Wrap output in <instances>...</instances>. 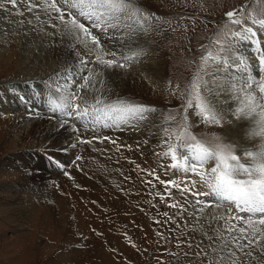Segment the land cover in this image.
I'll return each mask as SVG.
<instances>
[{
  "label": "snow or ice",
  "instance_id": "6c2138e0",
  "mask_svg": "<svg viewBox=\"0 0 264 264\" xmlns=\"http://www.w3.org/2000/svg\"><path fill=\"white\" fill-rule=\"evenodd\" d=\"M20 3L25 4L32 18L8 23L30 25L37 35L53 38L50 47L55 46L56 37L61 41L66 37L64 47L73 54L64 71L46 79L23 81L27 93L8 81L16 99L29 109V116H40L31 106L35 98L42 96L48 111L58 113L62 126L78 122L79 128L71 124L73 131L89 134L88 138L78 135L77 144L107 142L117 152L122 148L133 150L132 144L104 135L103 130L140 134L144 139L135 141L136 151L154 138L153 149H164L153 152L155 163L172 178L163 180L155 168L144 169L139 164L134 170L152 177L144 181L151 186L149 195L158 196L167 208L176 210L162 213L165 223H175L176 217L183 219L187 214L194 224L193 232L203 231L200 240L187 238V246L196 249L198 264H237V251L256 264H264V142L238 149L235 143H226L214 133L193 132L196 124L189 120L194 112L200 124L222 127L231 123L227 119L231 115L238 122L234 127L244 129V121L250 120L264 137V49L258 36V31L264 33V0H255L251 9L248 4L232 7L223 13L210 36L199 37L206 43H201L188 59L185 79L167 81L168 97L180 101L178 106L168 108L130 97L111 98L106 74L127 72L146 58L141 34L162 32L164 26L174 32L183 26L187 32L185 19L192 20L194 31V18L180 15L169 19L141 7L138 0H4L0 11L8 12L11 5L15 15L24 16ZM245 46L252 48L255 60L245 54ZM227 93L239 106L222 110L213 98ZM157 113L159 124L150 119ZM82 159L76 156L77 161ZM166 160L170 163L165 164ZM54 162L65 168L59 161ZM64 175L71 178L66 170ZM153 181H158L163 190H156ZM173 189L179 192V199L173 196ZM208 208L214 211L206 214ZM157 235L163 239L160 232ZM181 243L185 241H178V248Z\"/></svg>",
  "mask_w": 264,
  "mask_h": 264
},
{
  "label": "rangeland",
  "instance_id": "374dc122",
  "mask_svg": "<svg viewBox=\"0 0 264 264\" xmlns=\"http://www.w3.org/2000/svg\"><path fill=\"white\" fill-rule=\"evenodd\" d=\"M3 2L4 0H0V3ZM138 3L148 11L169 19H178L180 15L192 17L195 19V30H192V20L185 19L183 24L188 26L187 32L183 30V26L175 32L164 26L162 32L141 34L144 39L141 45L147 51V58L133 64L127 72L111 71L115 81L106 80L108 86H111L109 95L111 98L130 97L158 108H168L178 106L180 101L168 97L167 81L172 79L174 82H182L185 79L183 73L188 59L195 54L201 43H206L199 37L210 36L225 11L244 4H248L251 9L255 0H138ZM22 4L24 3L19 5ZM8 9V12L0 11V87L11 85L8 81L18 85L30 78L40 79L39 74L36 76L35 72L22 67H27L33 59L37 62L36 58L42 51L37 36L32 37V42H23V39L32 34L31 27L8 23V20L15 22L32 18V13L19 7L25 13L23 17L15 15L16 9L11 5H8ZM173 27L176 25L173 24ZM25 32L28 34L25 35ZM258 35L262 41L261 48L264 49V33ZM247 48L245 53L255 60L252 48ZM49 72L51 71L43 70L45 75ZM4 87L6 88L0 91V102L3 100L2 92L8 95L12 93L8 86ZM20 104L17 102L16 105ZM19 110L16 108L6 113V110L0 109V264H198L194 256L196 249L187 246V238L191 236L194 241L200 240L203 231L193 232L194 224L187 214L183 219L176 217L175 223H165L166 218L162 213L168 211L172 214L176 210L167 208L166 203H161L158 196L149 195L151 186L144 181L152 180V177L147 176L146 172L134 170L136 164H139L144 169L155 168L157 175L163 180L171 179L155 163L153 155L154 151L164 149L147 153L143 148L137 152L133 146L131 151L122 148L120 154L115 146L106 142L104 149L110 147L111 150L104 154L93 151L92 145L91 150L88 145L76 155L82 156V160L77 161L76 157L67 160L65 168H60L55 174L46 193L44 190L19 191L18 184H27L22 177L23 172H16L4 165L13 155L14 147L6 115L24 113ZM158 116L159 113L150 118L153 123H160ZM189 120L196 124L193 132L214 133L224 142L231 143L220 131L230 123H225L222 127L205 126L199 123V117L194 112ZM74 123L78 128L81 127L78 122ZM78 135L89 137L83 130ZM112 148L115 150L113 153ZM130 161H135V164ZM164 163L170 161L166 160ZM65 170L71 178L64 175ZM153 182L156 190H163L158 181ZM172 192L174 197L180 198L176 189ZM37 193L45 195L36 196ZM156 220L161 223L156 224ZM157 232L162 234L163 239ZM182 232L184 235H181ZM180 240L185 243H181L178 248ZM183 253L190 255L185 257ZM237 256V264H256L255 260L239 251ZM215 259L214 256L213 261Z\"/></svg>",
  "mask_w": 264,
  "mask_h": 264
},
{
  "label": "bare ground",
  "instance_id": "6f19581e",
  "mask_svg": "<svg viewBox=\"0 0 264 264\" xmlns=\"http://www.w3.org/2000/svg\"><path fill=\"white\" fill-rule=\"evenodd\" d=\"M19 7L25 8V4H22L21 6L19 5ZM36 11L39 12V9H37ZM47 31H53V29L48 28ZM31 33L32 34L30 36H27L26 38L24 37L25 39H23V42L26 41L32 42L33 41L32 37L37 36L38 38L37 42H39L40 46L42 47V51L39 52L38 50L39 56H37L36 58L37 62H35V59H33V62L28 63L29 65L27 67H25L26 65L22 67L26 68V70L30 69V71L35 72L37 74L36 76H38L39 74L40 79H46L55 73L64 71L68 67L69 63H71L73 60V54L69 52L66 47H64V45L68 43L67 38L65 37L64 40L61 41L59 37H56L55 46L50 47L49 45L51 44L53 38L51 37L45 38L43 34L37 35L35 32H31ZM142 39L143 38L140 37V43ZM247 47L248 46H245V51H247L248 49ZM31 49H32V45H31ZM43 70H47L51 72L45 75L46 71L45 73H43ZM146 70L150 71L148 70V68ZM112 74L114 73L112 72ZM112 74L110 72L107 73L106 80L108 81L114 80L115 78H113ZM41 75H45V76H41ZM4 86H8L9 92L11 91V85L1 86L0 91L6 88ZM18 87L23 88L25 90V93H27V89L25 88V85L22 82L18 84ZM231 95H232L231 93L222 94L219 97V99L213 98V103H215L217 107L222 110H227L229 107L239 106L236 100L229 99ZM41 97L35 98L31 106L32 111L40 112L39 117H35V116L30 117L28 114L29 109H26V107L22 104H20V106L16 105L17 102H19V100L16 99L15 94L13 92L9 93V95L2 92L3 100H1L2 103L0 102L1 103L0 109L4 111L6 110V113H9L12 109H16V108L23 110L24 112L22 114H17V115L15 114L13 115L12 113L6 115V118L9 122L8 124L9 129L8 128L7 129L8 132L14 138L13 141L14 147L12 152L13 155H11V158L8 161L4 162L6 168L8 167L11 170H15L16 172L19 171L23 172L22 177L24 179V182H26L27 184L25 183L24 185L18 184L19 186L18 190L23 192L25 191V189L26 190L29 189L32 192H40V190L41 191L44 190L45 192L47 190V187L51 186L52 184L51 182L52 179L55 177V174L58 173V171L60 170V167H57L54 161H59L61 164L65 166V163L67 162L68 159H70V157L71 159L75 158L79 150H81V148H84L86 146L88 147L87 144L76 143L77 133L74 132L71 127L72 122L69 121V124L62 126L61 120L58 118V113L51 116L50 115L51 113L48 111L46 107L45 98L44 97L41 98ZM42 99L44 101H41ZM227 119L231 120L232 116L227 115ZM244 123L246 124V127L244 129H240L239 127H234L238 124V122L235 119L234 120L232 119L230 125H228L225 129L220 130L221 134L227 136L226 139L229 140L231 143H235L238 149L252 148L254 145H258L264 142V137L260 136L259 130L254 127L252 121L245 120ZM103 134L117 138L118 141L125 142L127 144H132L133 146H135V141L137 139H144V137L141 136L140 134H131L128 132L103 130ZM155 142L156 141L154 138H150L149 143L143 146L142 150L144 152L146 151L147 153H151L152 151L155 150L152 147L153 143ZM105 144L106 143L99 144L96 142L92 146H94V148L97 149L96 151L98 152L101 151V153L102 152L104 153ZM72 145H76V146L73 147ZM92 146H91V150L93 148ZM107 150L110 151L111 150L110 147L109 149L107 148ZM113 150L114 148H112V153L115 151ZM122 150H124V148ZM7 191H9V189H7ZM42 194L37 193L36 196H42ZM205 211L207 214L208 212L214 211V209L208 208ZM190 222L193 223L192 221Z\"/></svg>",
  "mask_w": 264,
  "mask_h": 264
}]
</instances>
